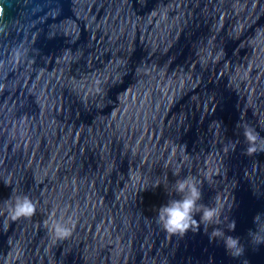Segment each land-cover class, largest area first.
<instances>
[{"label": "water", "instance_id": "water-1", "mask_svg": "<svg viewBox=\"0 0 264 264\" xmlns=\"http://www.w3.org/2000/svg\"><path fill=\"white\" fill-rule=\"evenodd\" d=\"M259 149L264 0H0V264H264ZM173 172L227 201L241 256L157 224ZM15 195L36 214L12 220Z\"/></svg>", "mask_w": 264, "mask_h": 264}, {"label": "clouds", "instance_id": "clouds-1", "mask_svg": "<svg viewBox=\"0 0 264 264\" xmlns=\"http://www.w3.org/2000/svg\"><path fill=\"white\" fill-rule=\"evenodd\" d=\"M244 138L248 144L245 149L246 155H252L258 151L259 133L254 128L245 127L243 130ZM235 148V145H231ZM227 150V149H226ZM264 151V149H259ZM174 176L179 177L171 185V192H167L171 197L167 203L157 209L156 222L169 235L185 236L189 231H199L203 226V232L208 237L209 243L215 240H222L226 253L233 257H239L244 253L241 245L240 237L227 235L221 228L215 227L224 222L227 217L224 212L230 206L226 200L217 195L210 203H203L202 182L198 181L193 175L183 176L179 172H173ZM160 183H155L152 187H159ZM147 189V188H146ZM144 189V190H146ZM167 191V190H166ZM10 204L8 208V216L12 220L21 218H31L36 214L37 205L27 195L10 196ZM55 215V214H53ZM199 216V220L196 216ZM264 213H257L253 217V224L256 228L249 229L248 235L252 237L257 244L264 243V236L260 235L264 225L260 223ZM46 225L48 222H45ZM236 222L233 220L229 225L230 230H235ZM212 226V231L208 232V228ZM49 232L53 239H65L71 235V228L61 220H53ZM259 237V239H257Z\"/></svg>", "mask_w": 264, "mask_h": 264}]
</instances>
